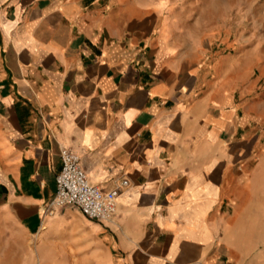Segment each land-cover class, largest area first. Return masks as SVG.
Instances as JSON below:
<instances>
[{
	"label": "crops",
	"instance_id": "1",
	"mask_svg": "<svg viewBox=\"0 0 264 264\" xmlns=\"http://www.w3.org/2000/svg\"><path fill=\"white\" fill-rule=\"evenodd\" d=\"M189 5L0 0V264H264V103ZM65 149L112 221L47 214Z\"/></svg>",
	"mask_w": 264,
	"mask_h": 264
},
{
	"label": "rangeland",
	"instance_id": "2",
	"mask_svg": "<svg viewBox=\"0 0 264 264\" xmlns=\"http://www.w3.org/2000/svg\"><path fill=\"white\" fill-rule=\"evenodd\" d=\"M182 1L190 4L189 20L205 32L207 61L234 59L241 89H250L247 99L264 103V0Z\"/></svg>",
	"mask_w": 264,
	"mask_h": 264
},
{
	"label": "built area",
	"instance_id": "3",
	"mask_svg": "<svg viewBox=\"0 0 264 264\" xmlns=\"http://www.w3.org/2000/svg\"><path fill=\"white\" fill-rule=\"evenodd\" d=\"M62 169L56 178L57 192L47 206L52 215L64 207H76L87 218L100 222L112 221L116 213L117 188L103 192L92 185L81 164V157L70 151H61ZM127 182H123V186Z\"/></svg>",
	"mask_w": 264,
	"mask_h": 264
}]
</instances>
